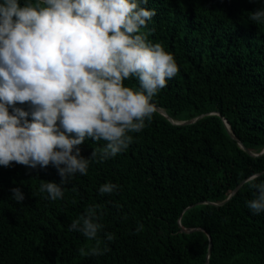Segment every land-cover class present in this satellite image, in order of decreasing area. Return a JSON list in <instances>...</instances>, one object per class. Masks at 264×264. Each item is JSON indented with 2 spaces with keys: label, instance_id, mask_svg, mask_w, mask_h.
Returning a JSON list of instances; mask_svg holds the SVG:
<instances>
[{
  "label": "trees",
  "instance_id": "trees-1",
  "mask_svg": "<svg viewBox=\"0 0 264 264\" xmlns=\"http://www.w3.org/2000/svg\"><path fill=\"white\" fill-rule=\"evenodd\" d=\"M137 2L155 10L143 30L148 42L160 43L179 69L150 102L175 121L202 116L177 124L156 110L107 160V142L86 137L73 154L79 148L89 159L87 174L63 185L51 163L0 165V264H264V211L247 206L257 190L246 182L258 174L255 183H264V23L249 19L264 0ZM124 85L139 88L135 78ZM13 107L31 112L18 103L9 114ZM44 182L60 185L63 198L39 191ZM105 183L119 187L101 194ZM92 206L103 226L99 247L108 249L97 256L80 252L96 240L69 230Z\"/></svg>",
  "mask_w": 264,
  "mask_h": 264
},
{
  "label": "clouds",
  "instance_id": "clouds-1",
  "mask_svg": "<svg viewBox=\"0 0 264 264\" xmlns=\"http://www.w3.org/2000/svg\"><path fill=\"white\" fill-rule=\"evenodd\" d=\"M154 16V9L137 0H27L22 6L19 0H0V165L51 163L63 185L77 172L87 174L89 159L80 157L79 148L73 154L86 137L107 142L100 160L124 151L133 140L128 133L143 130L156 111L153 96L179 71L172 54L148 42L143 30ZM249 19L264 23V9ZM130 78L138 89L124 85ZM18 103L29 104L31 112L13 107L9 114V106ZM96 155L93 151L91 158ZM258 178L253 174L246 181L257 190L247 202L256 214L264 211V183H255ZM118 187L105 183L99 192ZM39 191L52 200L63 198L56 183L44 182ZM12 193L23 201L20 189ZM95 216L96 208L89 207L70 226L96 240L82 255L108 250L99 247L103 226Z\"/></svg>",
  "mask_w": 264,
  "mask_h": 264
},
{
  "label": "water",
  "instance_id": "water-1",
  "mask_svg": "<svg viewBox=\"0 0 264 264\" xmlns=\"http://www.w3.org/2000/svg\"><path fill=\"white\" fill-rule=\"evenodd\" d=\"M155 107H156V110L157 111H159L160 113H162L167 119H169L170 121H172V122H174V123H177V124H186V123H190V122H192V121H194L195 119H197V118H199L200 116H202V114H200V115H198V116H196V117H194V118H191V119H188V120H183V121H175V120H173L167 113H166V111L162 108V107H159V106H156L155 105ZM227 127V129H228V126H226ZM239 144L241 145V143H240V141H239ZM250 154H252V152L251 151H249V150H247ZM245 180V179H244ZM244 180H242L241 182H243ZM240 182V183H241ZM240 184H238L236 187H234L233 188V190L230 192V194H229V196L231 195V194H233L236 190H237V188H238V186H239ZM225 200V199H224ZM224 200H222V201H220V202H211V203H214V204H221V203H223V201ZM197 229V227H192V228H181V230L182 231H184V232H190V231H194V230H196ZM207 234V236H208V248H207V252H210V249H211V238H210V235L208 234V233H206Z\"/></svg>",
  "mask_w": 264,
  "mask_h": 264
},
{
  "label": "bare ground",
  "instance_id": "bare-ground-1",
  "mask_svg": "<svg viewBox=\"0 0 264 264\" xmlns=\"http://www.w3.org/2000/svg\"><path fill=\"white\" fill-rule=\"evenodd\" d=\"M169 13H170V12H169ZM169 13H168V14H169ZM186 15H187V13H186ZM170 19H171V18H170ZM180 21H181V20H180ZM166 22H167V21H166ZM175 32H176V31H175ZM176 33H177V32H176ZM162 34H163V33H162ZM186 36H187V35H186ZM174 37H175V36H174ZM198 38H199V37H198ZM198 38H197V39H198ZM200 41H201V40H200ZM179 46H180V45H179ZM190 52H191V51H190ZM200 55H201V54H200ZM223 70H224V69H223ZM192 81H193V80H192Z\"/></svg>",
  "mask_w": 264,
  "mask_h": 264
}]
</instances>
